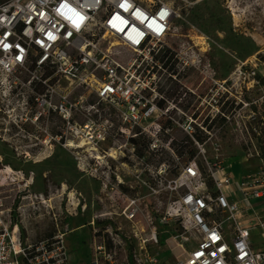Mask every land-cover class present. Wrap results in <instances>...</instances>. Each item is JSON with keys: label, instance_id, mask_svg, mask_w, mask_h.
<instances>
[{"label": "built area", "instance_id": "built-area-1", "mask_svg": "<svg viewBox=\"0 0 264 264\" xmlns=\"http://www.w3.org/2000/svg\"><path fill=\"white\" fill-rule=\"evenodd\" d=\"M177 1L0 0V86L13 93L12 76L23 70V127L40 129L50 117L62 121L56 141L67 148L79 149L77 141L88 147L82 171L98 182L106 199L131 224L139 200L123 190L121 172L138 177L145 170L161 183L170 170L165 162L152 167L148 159L163 146L162 121H173L170 107L164 97H157L154 77H144L139 70L154 64L153 55L171 36ZM235 2H226L233 28L240 22V15L234 16ZM119 47L132 57L119 60ZM112 117L118 123L114 132ZM180 127L185 131V122ZM139 136L149 140L141 157L131 141ZM110 139L116 147L103 150ZM221 164H207L213 194L206 192L196 163L189 162L179 179L188 190L174 208L158 205L153 219L161 215L165 220L172 212L195 242L173 264H264V211L257 209L264 206V168L234 177ZM174 184L176 190L177 181ZM7 199L0 197V264H71L65 232L25 241ZM111 214L100 218L110 220ZM151 225L148 217L146 226ZM109 232L103 229L92 264L116 262V252L106 248ZM150 242L157 243L155 227L148 238H141L139 251L144 254L134 249L128 264H155L146 250Z\"/></svg>", "mask_w": 264, "mask_h": 264}, {"label": "rangeland", "instance_id": "rangeland-1", "mask_svg": "<svg viewBox=\"0 0 264 264\" xmlns=\"http://www.w3.org/2000/svg\"><path fill=\"white\" fill-rule=\"evenodd\" d=\"M227 1L178 0L171 36L153 55L154 64L139 70L144 77H154L155 93L166 99L173 121H162L163 146L149 158L152 167L160 162L170 167L161 183L145 170L139 178L121 172L123 190L139 200L132 224L82 171L88 147L77 141L79 149L67 148L56 141L62 121L50 117L40 129L23 127V70L12 76L13 93L0 86V197H8L25 241L65 232L71 264H92L95 246L102 243L107 228L106 248L116 252L114 264H128L134 249L144 254L139 251L141 238H148L155 227L157 243L146 244L148 255L155 264H173L195 245L193 237L172 212L165 220L161 215L153 218L159 204L174 208L188 190L179 180L184 165L196 163L209 194L215 191L207 164L219 160L234 177L262 169L257 138L264 125L258 127L257 122L264 118V86L256 78L264 79V0H236V28ZM116 50L121 61L132 57L120 47ZM111 120L114 132L118 123ZM184 122L185 131L180 127ZM115 147L110 139L103 150ZM257 209L264 211V206ZM107 213H112L110 220L100 218ZM148 217L153 220L150 228Z\"/></svg>", "mask_w": 264, "mask_h": 264}, {"label": "trees", "instance_id": "trees-1", "mask_svg": "<svg viewBox=\"0 0 264 264\" xmlns=\"http://www.w3.org/2000/svg\"><path fill=\"white\" fill-rule=\"evenodd\" d=\"M256 81H257L258 84L260 83V84H262V85L264 86V79L257 77V78H256ZM254 111H256L255 108H254ZM257 124H258V127H259V125H261V124L264 125V118H261V119L257 122ZM258 130H259V131H258L259 135H258L257 141H258V147H259V151H260L259 158H260V160L262 161V168H264V127H259ZM131 141H132V143H133V145H134V147H135V152H136V154H137L139 157L143 156L144 153H145L146 151H148L149 140H148L146 137H144V136H139L137 139H133V140H131ZM152 155H153V153L150 154V156L148 157V159H149ZM148 159H147V161H148ZM160 163H161V162H160ZM160 163H159V164H160ZM101 222H102V221H99L98 223L100 224ZM105 224H106V223H105ZM53 235H54V234H53ZM53 235H52V236H53ZM49 237H51V236H49Z\"/></svg>", "mask_w": 264, "mask_h": 264}, {"label": "bare ground", "instance_id": "bare-ground-1", "mask_svg": "<svg viewBox=\"0 0 264 264\" xmlns=\"http://www.w3.org/2000/svg\"><path fill=\"white\" fill-rule=\"evenodd\" d=\"M200 45H204V42L201 41ZM83 145H84V144H81L80 146H83ZM8 171H10V169H9Z\"/></svg>", "mask_w": 264, "mask_h": 264}]
</instances>
